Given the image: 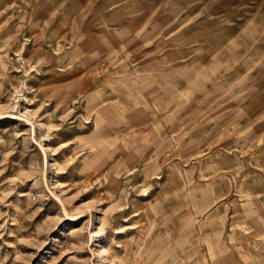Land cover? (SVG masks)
<instances>
[{"label":"rangeland","instance_id":"1","mask_svg":"<svg viewBox=\"0 0 264 264\" xmlns=\"http://www.w3.org/2000/svg\"><path fill=\"white\" fill-rule=\"evenodd\" d=\"M70 5L0 0V264H234L241 252L261 251L264 237L228 241L223 250L216 241L218 221L227 216L230 224L241 202L221 159L262 162L260 106L217 133L208 106L197 108L196 121L190 113L208 96L209 59L222 54L229 55L217 67L228 82L221 111L238 110L242 87L248 98L259 92L252 78L259 68L228 58L264 45V0H132L140 34L166 19L162 31L178 25L180 44L158 31L140 47L126 38L114 52L68 25ZM113 84L128 87L123 97H111ZM137 100L159 115L151 127L107 133L108 122L137 111ZM247 135L253 143L243 152ZM248 205L246 215L264 212L257 198Z\"/></svg>","mask_w":264,"mask_h":264},{"label":"bare ground","instance_id":"2","mask_svg":"<svg viewBox=\"0 0 264 264\" xmlns=\"http://www.w3.org/2000/svg\"><path fill=\"white\" fill-rule=\"evenodd\" d=\"M131 2H132V0H71V5H70L69 12L67 15L68 25L76 26L79 29H82L81 33H86L90 36H98L100 39L101 38L105 39L107 41L109 49L112 52H114V50L116 48L118 50L121 49L123 40H125L126 38H130V37L139 39V41L137 43H135L134 45H132V47L133 48L140 47V46L144 45V42L147 41V39L149 37L153 36V34H155V32H158V31L163 36L172 32L173 36H172L171 41L173 42V44L175 46L176 45L178 46L180 44L179 40L181 38L178 37L179 34H175L173 32V30H175L178 25L174 26L170 30H167L166 32L162 31V27L165 25V23H167V21H165L166 19L159 21L156 24L155 29H153V31L146 32L144 34H140L142 28H140L138 24H139L142 17H140V16H135L134 18L132 17V14H135L138 9H132L131 11L128 10L129 9L128 7L130 6ZM112 5H116V8L114 7V9H112L110 11V13L106 12L105 10ZM102 10H104V11H102ZM107 11H108V9H107ZM79 19H81V21H79ZM100 46H102V45H100ZM97 47H99V46H97ZM232 47H234V46L231 45L230 48L233 49ZM101 48H103V47H101ZM229 57H230L231 64L240 60L242 66H243V69H247L250 67L257 66L260 70V75H261L260 76V83L264 84V45H262V47H258V48H250V49L248 48L246 55L245 54L241 55L240 53H231ZM149 67H150V65H149ZM79 78H78V80H79ZM132 80H133V78H132ZM127 88L128 87H121V86L116 85V84L110 85V89H111L110 93L112 94L111 97L112 98L117 97V96L123 97V92ZM142 92H146V90L143 88ZM46 93H48V94L51 93V88H48L46 90ZM146 94H147V92H146ZM130 95H132V97L135 99L138 98L135 92L132 93V91H131ZM137 101H138V103H137V107H136V110H137L136 112L127 113V114L124 113L125 114L124 116L122 115L121 117H118L116 120H112L106 124V128L108 129L107 133L117 135V134H120V132H122V131L126 132L128 130H133V129H139V130L144 129L145 130L146 128H148L150 126V120H153L159 116L156 114L155 115L154 114L149 115V113H147L146 110H153V107H154L153 105H144L143 106L144 108H143L141 104H143L144 100H143V102H142V100H137ZM155 109L158 112L157 114L161 115L162 113H165L166 108H164V106H161V105L160 106L155 105ZM142 111H144V113H142ZM194 114H195V112H194ZM194 114H193V111L190 113V115H194ZM170 117H169V115L166 116L164 123H166V120L170 119V121H171L173 119V118L171 119ZM152 128H154V127H152ZM145 132H146V130H145ZM156 133H158V132L156 131L154 133V135ZM151 134L153 135V133H151ZM245 134H247V133H245ZM250 135L246 136L244 143H243L244 145L242 144L243 146L241 145V147H240L241 148L240 150L243 152L246 150H249L251 148V146H249V145H250V143L251 144L253 143V138ZM236 138H237V136H236ZM227 148H229V147H227ZM236 148H237V146H236ZM255 150H256V152L264 153V148L259 149V150L255 149ZM251 152H253V151H251ZM230 153H232V152H230ZM250 154L251 153H249V155ZM234 155H236V154H234ZM233 156H231L232 158H230L227 165L225 164L226 165L225 169L226 168L230 169L228 171L229 172L228 175H229V178H231L234 181V187H235L234 189L238 193L241 202L239 204L237 202H235L234 210L232 211V214H230L231 215L230 216V220H231L230 224H229V219L227 216H225L222 220H219L217 225L215 224L218 227L217 230L218 231L221 230L220 231L221 233H216V241L218 243V246H217V244H216V246L219 247L220 249L228 248L229 247L228 241L232 242L233 240H237V241L239 240L238 242L240 243V241L242 239H244V240L250 239L248 241L252 240V241H254L253 242L254 244L257 242L260 243V242L264 241V240L261 241L262 239L260 238V237H264V229L255 228V226H254V224H258V223L261 225H264V220H263L264 219V212L259 208V211L256 212L255 216L248 214L249 217H248V215H246L244 213L247 209L249 211V207H251V206H249L248 204L253 198H257V199L261 200L262 203L264 204V186L262 187V186L256 184L259 180H264V157L262 159V162L260 161L261 163H256V164L252 163V165H255V166L253 168H251L249 166V162H248V159H250V158L247 157V160H245V158H246L245 157L244 158V160L246 161V163H245L244 161H242V159L240 161L235 160ZM236 159H238V158H236ZM239 159H240V157H239ZM255 167H256V169H255ZM214 171L216 172L217 175H222L221 174L222 170L220 167L215 168ZM227 192L228 191L226 190V193ZM218 197L219 196H217L216 198H218ZM233 201H234V199H233ZM243 213L245 216L243 215ZM252 214H253V212H252ZM260 218H262V219H260ZM259 221H263V222H259ZM224 229L225 230L228 229V230H230V232L228 231V233H226L227 237L225 238L224 242L222 243V242H220V238H221V234H223V232H224ZM248 229H251V231L249 232ZM251 233H254L255 236H250ZM249 245H251V244H249ZM241 247H243V246H241ZM228 253H230V252H228ZM225 254H227V253H225ZM229 255L230 256L232 255V251ZM214 256H215V253H214ZM252 257L256 258L255 262L257 264H264V242H263V249L261 251H258V250L250 251L249 250L248 252H241L239 254V258L236 260V262L234 264H236V263L237 264H250L252 262V260H251ZM230 258L235 259L233 257H230ZM232 259H229V260L233 261ZM224 261L219 260V259L214 260V261L212 260L211 264H223ZM227 262H228V260H227Z\"/></svg>","mask_w":264,"mask_h":264},{"label":"crops","instance_id":"3","mask_svg":"<svg viewBox=\"0 0 264 264\" xmlns=\"http://www.w3.org/2000/svg\"><path fill=\"white\" fill-rule=\"evenodd\" d=\"M223 56H228L226 54H222L220 55L217 59H215L214 61L212 59H209L208 64H209V68H210V74H209V79H208V87H209V92H208V96L206 97V95H204L203 97H201V95L199 96V105H197V99L194 100L193 103V114L195 112V114L193 115L194 120H197V108H201V107H209V111L210 115L209 118L211 120H214L216 122H214V127L213 130L215 133H217V131L222 128V127H226L228 125L229 121H238L240 120L243 116H245V112L244 110H251V111H256L257 110V105H259V109L256 112V116H260V118L264 119V84L260 83V71L257 74H253L252 78H254V82L255 85L257 87H259V92H254V93H250L252 90V87H254L252 84H250L247 87V93L249 92V98L248 96L246 97V94H244L246 91L245 89L243 90L242 88L240 89V91H238L236 93V96H238L239 98H236L239 102L236 103V108L238 110L235 111H221V107H222V103L224 102V98H222L224 96V92L222 91V88H224L226 90L225 87H227L228 82L223 80V75L222 73H218L217 72V67L218 64L220 66V64H222L224 61H226V59H223ZM228 61H230V58H228ZM215 67V74L213 75L212 73V68ZM196 71V68H194V72ZM248 89H250L248 91ZM201 94V93H200ZM245 95V96H244ZM245 98H247V102H245V108L243 107L244 105H242L243 101L245 100ZM247 103V105H246ZM214 110V111H212ZM202 118L201 113L199 112V119ZM262 126L264 127V122L262 123ZM212 130V129H211ZM243 130H238L235 131L233 134H231L232 139L230 141H228V145L232 146V144L234 143V139L233 137L238 133V132H242ZM241 143V141H240ZM243 144V142H242ZM227 146V147H229ZM226 147V148H227ZM221 162L227 164V162H229V157L227 154H225L223 156V158L221 159ZM215 167L219 166V164L221 165L222 163H215ZM230 183L234 184V181L229 178Z\"/></svg>","mask_w":264,"mask_h":264}]
</instances>
